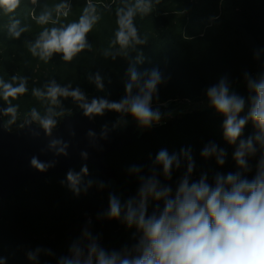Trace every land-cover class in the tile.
I'll return each instance as SVG.
<instances>
[{
	"label": "trees",
	"instance_id": "16d2710c",
	"mask_svg": "<svg viewBox=\"0 0 264 264\" xmlns=\"http://www.w3.org/2000/svg\"><path fill=\"white\" fill-rule=\"evenodd\" d=\"M59 2L62 0H37L33 5L30 0H22L15 17L22 26L28 25L30 31L19 40L7 37L8 17L0 12V75L8 78L18 72L29 77V94L15 102L20 104L21 113L31 106L43 110L30 91L49 78L62 84L72 81L73 87L80 86L89 100L104 98L118 102L124 96L130 62L124 57L118 56L113 61L104 56L114 38L115 8L122 0H93L112 7L98 8L101 20L88 37L93 51L81 54L72 64L64 65L57 55L45 65L28 53L24 41L34 40L40 30L31 18L32 11L39 15L46 4ZM68 2L72 5L68 20L78 19L86 0ZM136 24L140 35L148 36V43L137 46L144 60L135 67L139 72L156 68L163 77L151 105L175 100L202 101L207 98L208 88L218 85L223 78L232 94L244 100L239 118L248 116L255 95L248 83L264 78V0H161L149 16L137 17ZM136 54L133 52L131 56L134 58ZM97 72L103 77V90L96 89L87 79ZM33 79L39 83L34 85ZM63 104L73 111L78 108L70 98ZM121 117L123 121L133 119L127 114L106 111L94 120L101 130L104 125H116ZM224 119L212 108L148 127L143 139L108 156L118 182L115 191L95 167L87 165L89 171L79 185V195L68 186L65 172L28 183L6 200H0V264H60L71 255L74 246L86 252L93 241L108 252L136 255L134 249L142 234L134 225L127 226L123 210L118 220L108 218L110 195L117 196L122 206L128 199L138 203L141 177L152 175L153 169L160 187L170 186L174 193L188 164L182 150L190 153L194 163L190 182L205 173L209 183L214 182L218 173L241 172L249 178L254 175L261 155L260 143L255 139L259 129L249 120L236 144L230 145L223 137ZM250 138L256 151L245 157L252 171L243 173L235 163L234 153L241 140ZM212 144L216 145L217 154L220 150L225 153L222 166L217 164L216 155L208 158L201 155ZM161 150L176 155L180 161L179 169L173 165L170 180L164 178L162 166L155 163ZM74 171L80 173L81 167ZM89 180L92 184L87 187ZM157 204L162 208V201L149 199V214Z\"/></svg>",
	"mask_w": 264,
	"mask_h": 264
},
{
	"label": "clouds",
	"instance_id": "9594fccd",
	"mask_svg": "<svg viewBox=\"0 0 264 264\" xmlns=\"http://www.w3.org/2000/svg\"><path fill=\"white\" fill-rule=\"evenodd\" d=\"M30 2L34 5L37 0ZM160 2L122 0L121 5L115 8L114 38L104 50V56H110L113 61L118 56L124 57L130 62L129 80L124 86V96L118 102L104 98L89 101L80 86L73 87L72 81L62 84L55 78H49L41 86H33L30 91L31 97L40 102L43 110L31 106L21 113L20 104L15 102L29 94V77L18 72L8 78L0 75V100L6 105L0 108V115L7 117L2 122L3 130L9 134L25 131L31 140L45 141L40 153L53 157L42 161L39 156L33 155L29 160L31 168L41 173L47 172L58 165L59 157L69 156L68 149L77 135L75 125L71 122L64 125L69 139H65L64 134H57L65 118L72 120L73 110L63 104L69 98L90 119L111 111L130 115L142 127H150L160 121L161 113L151 107V102L162 81V73L156 68L139 72L135 67L144 60L137 46L148 43V36L140 35L136 19L149 16ZM21 3L22 0H0V12L8 17L5 27L9 39L19 40L22 34L30 31L28 25L22 26L21 20L15 17ZM111 7L86 0L78 19L69 21L72 5L68 0L54 5L46 4L39 15L32 11L31 18L40 30L34 40H25L24 46L32 58L45 65L57 55L64 65H70L81 54L93 51L88 37L101 20L98 8ZM133 52L137 53L134 58L131 56ZM87 79L96 89H104L103 77L99 72L89 75ZM38 83L33 79L34 85ZM248 86L255 95L248 116L244 118H239L244 100L229 93L223 78L218 85L208 88L206 95L210 107L225 117L223 137L230 145L236 144L249 120L259 129L260 134L255 139L260 143L261 155L251 178L241 172L218 173L214 182L209 183L205 173L198 180L190 182L194 163L190 153L182 150L181 155L188 159V164L174 193L170 186L160 187L153 169L152 175L141 177L138 203L128 199L122 206L117 196H109L108 218L118 220L123 210L127 226L131 228L134 225L142 234L134 249L136 255L108 252L93 241L87 245L86 252L74 246L71 255L63 258L60 264H264V78L259 82L249 81ZM121 122H124L123 117L113 128ZM107 130V125H104L102 137H106ZM85 135L90 145L95 146L96 133L88 129ZM255 151L251 138L239 142L234 160L243 173L252 171L245 157L254 155ZM80 155L87 159L88 153L81 150ZM201 155L205 158L216 155L218 165L225 163L224 151L220 150L217 154L214 144L205 147ZM155 163L162 166V174L168 180L171 179L173 165L180 168L178 157L170 156L166 150L159 151ZM88 171L85 164L81 166L80 173L72 169L66 173L68 186L77 195L83 176ZM134 171L138 172L139 169ZM91 184L89 180L87 187ZM150 198L163 202L162 208L157 204L151 214L148 212Z\"/></svg>",
	"mask_w": 264,
	"mask_h": 264
},
{
	"label": "water",
	"instance_id": "95a60500",
	"mask_svg": "<svg viewBox=\"0 0 264 264\" xmlns=\"http://www.w3.org/2000/svg\"><path fill=\"white\" fill-rule=\"evenodd\" d=\"M0 108H3L1 101ZM65 119L57 134H64L65 139H69L64 127L69 122L73 123L77 130V135L72 140V146L68 149L69 156L59 157V163L55 168L41 173L30 167L29 160L33 155L39 156L42 161L53 158L51 154L41 155L40 153L45 141H33L25 131L14 134L7 133L3 130V116L0 115V200H6L28 183L45 180L51 175L58 176L69 169L74 170L85 164L95 167L108 182L110 188L113 191L116 190L118 182L107 161L108 156L143 139L148 127H142L137 121L131 119L121 122L115 128L107 127V135L102 137L94 117L91 119L85 117L79 108L73 111L71 121ZM88 129L96 133L95 146L90 145L85 135ZM81 150L87 151V159L80 155Z\"/></svg>",
	"mask_w": 264,
	"mask_h": 264
},
{
	"label": "rangeland",
	"instance_id": "374dc122",
	"mask_svg": "<svg viewBox=\"0 0 264 264\" xmlns=\"http://www.w3.org/2000/svg\"><path fill=\"white\" fill-rule=\"evenodd\" d=\"M229 93L232 94V90L229 89ZM154 110H159L161 118L158 123H153L151 126H160L169 123L172 120L189 116L198 112L210 111V101L205 98L199 102H193L189 100H175L164 104L151 105ZM132 255V254H130Z\"/></svg>",
	"mask_w": 264,
	"mask_h": 264
}]
</instances>
